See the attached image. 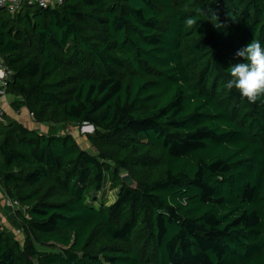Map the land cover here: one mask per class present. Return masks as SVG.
<instances>
[{
    "label": "trees",
    "instance_id": "1",
    "mask_svg": "<svg viewBox=\"0 0 264 264\" xmlns=\"http://www.w3.org/2000/svg\"><path fill=\"white\" fill-rule=\"evenodd\" d=\"M61 1L0 9V58L16 113L90 125L96 152L7 117L0 185L25 241L0 229V264H264V103L225 87L264 45V0Z\"/></svg>",
    "mask_w": 264,
    "mask_h": 264
},
{
    "label": "clouds",
    "instance_id": "2",
    "mask_svg": "<svg viewBox=\"0 0 264 264\" xmlns=\"http://www.w3.org/2000/svg\"><path fill=\"white\" fill-rule=\"evenodd\" d=\"M209 15L213 25L220 27L218 17L215 14ZM196 24L194 17L189 16L184 20L186 28L191 29ZM235 56L246 62H238L229 67L231 79L225 87L229 90L235 88L249 103H264V45L253 39L247 46L238 49Z\"/></svg>",
    "mask_w": 264,
    "mask_h": 264
},
{
    "label": "built area",
    "instance_id": "3",
    "mask_svg": "<svg viewBox=\"0 0 264 264\" xmlns=\"http://www.w3.org/2000/svg\"><path fill=\"white\" fill-rule=\"evenodd\" d=\"M62 4L61 0H0V9H5L11 15L19 14L25 8H57ZM14 72L10 70L5 61L0 58V140L2 138V127L8 123V116L10 112L13 111L16 115L21 114V111L16 113L12 107V101L10 100L13 96L9 94L8 89L9 85L12 82ZM26 109V108H24ZM11 110V111H10ZM29 119H34V116L27 113ZM12 116V115H11ZM16 120L19 119V116L14 117ZM0 193H4L0 185ZM4 207L16 214V210L20 209V204L18 201L10 199L4 193L3 197ZM2 217L0 214V225L2 224ZM16 217V215H15Z\"/></svg>",
    "mask_w": 264,
    "mask_h": 264
},
{
    "label": "rangeland",
    "instance_id": "4",
    "mask_svg": "<svg viewBox=\"0 0 264 264\" xmlns=\"http://www.w3.org/2000/svg\"><path fill=\"white\" fill-rule=\"evenodd\" d=\"M14 99H15L14 97H12L10 99L12 101V103H13ZM10 114L12 115V118L19 116L18 122L22 123L27 128L37 130L41 133L47 134L49 132L55 131L59 135H63V134H65V132H69L74 136L77 143L80 145V147L82 149L87 150L91 153L96 152V150L88 142V135L92 134L94 132V130H91L90 125H86V124L81 125V126L70 125L64 130V129H61L60 127L56 126V125L54 126V125H39V124H37L34 119H29L28 114L23 109L21 110V114H19V115H16L13 111H11ZM115 197H116V192H110V191H108V189L106 190V192L98 195L99 202H102L105 200L106 202H109L108 203L109 205L111 203H114ZM18 233L19 232H17L16 238H18L19 240H21L22 243H24L25 238L23 237V235L20 237V234L18 235Z\"/></svg>",
    "mask_w": 264,
    "mask_h": 264
},
{
    "label": "crops",
    "instance_id": "5",
    "mask_svg": "<svg viewBox=\"0 0 264 264\" xmlns=\"http://www.w3.org/2000/svg\"><path fill=\"white\" fill-rule=\"evenodd\" d=\"M28 113L27 109H23ZM3 197L4 193H0V214L2 217V224L0 225L1 228H5L9 231L10 234H12L14 237H16L17 232L18 235L20 234V237L23 235L22 230L19 226V223L15 217V215L10 212L8 209L4 207V202H3ZM18 239V238H17Z\"/></svg>",
    "mask_w": 264,
    "mask_h": 264
},
{
    "label": "water",
    "instance_id": "6",
    "mask_svg": "<svg viewBox=\"0 0 264 264\" xmlns=\"http://www.w3.org/2000/svg\"><path fill=\"white\" fill-rule=\"evenodd\" d=\"M91 130H94V128L91 126ZM122 182L127 187H130L131 189L136 190L138 188V184L132 179V177L129 174H125L122 176Z\"/></svg>",
    "mask_w": 264,
    "mask_h": 264
}]
</instances>
